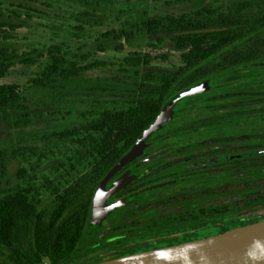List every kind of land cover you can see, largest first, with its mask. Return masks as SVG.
Listing matches in <instances>:
<instances>
[{"label": "trees", "instance_id": "16d2710c", "mask_svg": "<svg viewBox=\"0 0 264 264\" xmlns=\"http://www.w3.org/2000/svg\"><path fill=\"white\" fill-rule=\"evenodd\" d=\"M215 1L216 5L209 3L190 13L154 15L140 22L138 33L143 31L157 44L168 40L173 51L179 53L182 64L175 71L140 73V69L149 65L151 57L129 53L118 69L131 80L121 99L90 102L93 109L84 112L82 124L37 136L39 141L89 144L95 154L89 171L62 191L53 189V206L48 215L38 209L31 179L14 185L8 180L10 165L17 159L27 162L29 153L35 154L38 149L12 145L0 148V264H66L72 260L88 227L90 201L98 179L119 155L128 151L161 106L180 90L205 80L214 84L205 94L185 103L195 101L191 105L195 116L189 118L194 121L233 120L241 114L246 115L245 119L264 120V80L256 83L252 77L240 75L242 70L264 66L261 63L264 0ZM44 7L49 5L38 0H0V43L10 38L9 32L23 27L25 20L45 15ZM83 16L88 19L93 15L83 13ZM110 35L114 41L123 40L127 44L135 36L126 30L110 31L103 36ZM116 48L121 50V44ZM48 54L49 63L39 77L31 80L33 90L47 95L67 94L83 87L80 82L84 73L99 66L66 65L57 47H50ZM15 60L33 63L31 54L19 59L0 47V79ZM228 102L247 106L236 107L234 111L219 106ZM28 109L17 85L0 84V142H10L15 130L31 124ZM219 110L223 115L218 114ZM262 128L263 125L257 127L259 131ZM23 174L24 170L18 168L17 176ZM259 178L253 183V192H257L251 196L246 210L251 215L264 212V175ZM263 218L261 215L254 221ZM244 221L249 223L247 219Z\"/></svg>", "mask_w": 264, "mask_h": 264}, {"label": "rangeland", "instance_id": "374dc122", "mask_svg": "<svg viewBox=\"0 0 264 264\" xmlns=\"http://www.w3.org/2000/svg\"><path fill=\"white\" fill-rule=\"evenodd\" d=\"M11 1V0H5ZM49 5L44 7L45 15H35L24 21L23 27L9 32L10 38L0 43L19 59L31 54L33 63L23 64L15 60L0 84H14L28 106L31 124L13 132L10 142H0V148L10 146H34L38 151L29 153L28 161L17 159L8 170L11 185L24 183L31 179L34 186L33 197L38 201V209L46 215L53 206V189L62 191L74 179L90 170L95 161L91 146H80L69 142L39 141L37 136L60 131L84 122L85 111H90V102H117L127 92L131 80L118 71L123 58L129 53L149 55L148 66L139 70L169 73L181 66L178 52L173 51L168 40L157 44L153 38L144 35L140 22L154 15H180L190 13L206 4L216 5L215 0H38ZM83 13L93 15L90 18ZM121 30L132 31L134 39L130 44L123 40L116 42L113 35L105 33ZM118 43L121 50H117ZM57 47L66 65L81 67L89 64L99 65L84 73L81 78L83 87L64 94L62 92L47 95L44 91L33 90L31 80L39 77L49 63L48 49ZM264 64V58L261 60ZM132 72L131 70L129 71ZM128 75V74H127ZM258 83L264 80V66L249 68L240 72ZM191 101L190 104H194ZM109 106V104H107ZM221 108L244 107L247 104L221 103ZM252 106V105H251ZM255 107V106H253ZM185 115L194 117L190 107ZM234 111V110H233ZM84 113V114H83ZM219 115L223 112L219 110ZM184 114L182 116L186 117ZM199 115L204 116L202 113ZM249 115V114H248ZM235 116V115H234ZM245 114L233 119L241 122L251 121L252 135H261L257 129L264 120L245 119ZM202 118V117H201ZM262 122V123H261ZM245 126V124H242ZM257 130V131H256ZM98 137V135H95ZM255 145V144H254ZM260 144L252 149L253 164L264 160ZM258 154V155H257ZM264 162V161H263ZM24 174L17 176V169ZM264 171V168H262ZM264 175V172L262 173ZM262 174L252 175L258 182ZM257 191H255L256 193Z\"/></svg>", "mask_w": 264, "mask_h": 264}, {"label": "flooded vegetation", "instance_id": "af4514ba", "mask_svg": "<svg viewBox=\"0 0 264 264\" xmlns=\"http://www.w3.org/2000/svg\"><path fill=\"white\" fill-rule=\"evenodd\" d=\"M191 101L148 138L140 155L109 178L108 185L122 176L129 180L107 202L129 203L99 227L88 226L66 264H94L203 239L264 215L246 211L254 190L252 175L264 172V160L253 164L258 160L252 159L258 143L264 154V125L261 135H252L251 121H194L185 115Z\"/></svg>", "mask_w": 264, "mask_h": 264}, {"label": "water", "instance_id": "95a60500", "mask_svg": "<svg viewBox=\"0 0 264 264\" xmlns=\"http://www.w3.org/2000/svg\"><path fill=\"white\" fill-rule=\"evenodd\" d=\"M214 87L210 80L201 81L180 90L166 101L153 121L143 129L131 145L127 154L100 179L90 201V214L87 226L93 229L100 226L104 219L111 218L121 207L129 203L121 199L108 203V198L127 182L122 176L108 185L107 181L124 164L140 155L148 138L156 131L166 127L184 109L188 99L201 96ZM255 192L249 193L254 195ZM247 219L249 223L232 227L219 234L182 244L157 248L135 254L116 257L94 264H264V218Z\"/></svg>", "mask_w": 264, "mask_h": 264}]
</instances>
